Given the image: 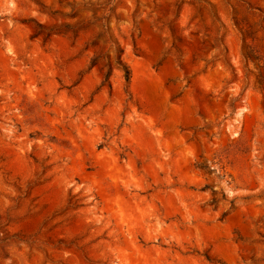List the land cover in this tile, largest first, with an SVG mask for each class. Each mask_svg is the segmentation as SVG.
I'll return each mask as SVG.
<instances>
[{
  "label": "rangeland",
  "instance_id": "obj_1",
  "mask_svg": "<svg viewBox=\"0 0 264 264\" xmlns=\"http://www.w3.org/2000/svg\"><path fill=\"white\" fill-rule=\"evenodd\" d=\"M0 264H264V0H0Z\"/></svg>",
  "mask_w": 264,
  "mask_h": 264
},
{
  "label": "trees",
  "instance_id": "obj_2",
  "mask_svg": "<svg viewBox=\"0 0 264 264\" xmlns=\"http://www.w3.org/2000/svg\"><path fill=\"white\" fill-rule=\"evenodd\" d=\"M121 66H122L123 71H124V78L128 82L129 78H130V72H129L128 68L125 65L121 64ZM105 75H107V73Z\"/></svg>",
  "mask_w": 264,
  "mask_h": 264
}]
</instances>
